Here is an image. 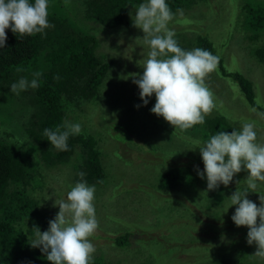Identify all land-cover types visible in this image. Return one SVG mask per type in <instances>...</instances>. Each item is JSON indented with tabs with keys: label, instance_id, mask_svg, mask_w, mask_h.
<instances>
[{
	"label": "rangeland",
	"instance_id": "374dc122",
	"mask_svg": "<svg viewBox=\"0 0 264 264\" xmlns=\"http://www.w3.org/2000/svg\"><path fill=\"white\" fill-rule=\"evenodd\" d=\"M253 1L257 3V0ZM250 2L252 0H195L188 8H179L182 15L178 9L171 10L175 15L168 26L174 30V38L179 42L181 33L186 32L190 50L198 48V34L206 36L226 66L249 78L256 100L264 102V61L260 62L252 54V48L264 45V34L253 42L245 37L249 32L242 24V7ZM139 4L131 7L127 14L128 24L105 29L93 20L86 21L98 38V53L111 58L109 84L103 87L106 98L98 101L99 105L94 106L96 109L85 107L82 100H75L69 105L74 109L68 108L64 120L80 124V133L87 131L98 139L97 145L106 158L103 160L101 156L105 177L95 186L94 206L99 226L89 238L96 248L92 258L104 255L106 260L119 264H134L133 261L139 258L138 261L149 259L147 264H153L151 253H156L161 264H184L181 263L183 260L186 264H212L222 258L241 264H264V259L254 255L257 246L247 243L249 229L237 227L231 219L237 206L229 208V198L237 188L242 192L247 188L248 173L242 170L228 186L221 184L218 194L215 190L208 191L206 176L201 179L196 170L197 167L204 170L196 134L201 132L207 140L209 133L201 131V127L175 130L169 123L156 121L161 117L150 111L156 102L155 95L147 106L140 99V89L133 83V74H143L138 61L146 57L149 48L144 44L142 29L132 26L130 13L134 15ZM235 28L239 29L235 31ZM123 65L129 69L126 73ZM205 83L212 91L217 107L212 111L226 112L236 130L242 123H253L256 142L264 144V114L248 103L236 84L219 75L217 67L206 77ZM137 105L141 107L137 108ZM87 106H92V102ZM177 151L188 152L191 156L192 161L189 159L188 164L195 168L193 174L197 181L191 185L186 179L178 187L161 190L158 187L161 174L175 162H186L180 156L175 158ZM79 164L72 154V158L64 163L35 166L37 174L27 193L39 196L36 198L39 210L49 221L59 212V207L54 206L55 200H66L67 193L76 184L74 179L78 176ZM258 185L264 186V182H258ZM260 194L264 195L250 192L248 199L259 206ZM33 226H38L41 232L49 228L48 225L43 230L36 223ZM216 228L222 233H215ZM32 230L33 227L31 235ZM126 233H130V243L122 246L109 243L115 236ZM27 235L29 240L34 238L28 232ZM147 245L155 251L143 250ZM138 247L143 251H138Z\"/></svg>",
	"mask_w": 264,
	"mask_h": 264
},
{
	"label": "trees",
	"instance_id": "16d2710c",
	"mask_svg": "<svg viewBox=\"0 0 264 264\" xmlns=\"http://www.w3.org/2000/svg\"><path fill=\"white\" fill-rule=\"evenodd\" d=\"M194 1L166 0V3L175 11L182 7L188 8ZM30 2L34 3V0ZM141 2L142 0H80L77 4L72 0H49L48 21L51 27L43 33L18 37L11 28L6 29V46L0 48V264H51L39 248L30 245L32 239L29 240L27 235L28 232L31 236L30 229L34 223L43 230L49 225L48 217L39 210L40 204L36 199L39 196L27 193L34 184L36 165L64 163L75 154V159L80 161L76 170L78 176L74 179L76 183L86 182L89 186H97L103 181L105 171L101 156L103 160L106 158L97 145L98 139L85 131L69 137L67 151H58L52 148L43 132L45 128L54 129L63 125L68 108L74 109L73 105H69L75 100H82L86 103L85 107L96 109L94 106L99 105L98 101L106 98L103 87L109 84L107 79L111 58L98 53V38L90 31L92 28L86 21L93 20L105 29L122 23L128 24L130 20L126 18L131 7ZM256 2L252 0V3L242 7V24L249 32L245 37L253 42L264 34V0ZM78 18L86 20L81 22ZM238 29L235 28V31ZM185 33H181L180 42H177L182 49L190 51V42ZM196 45L218 57L216 67L219 75L232 80L248 103L264 114V102L256 100L251 80L238 70L229 69L206 36L198 34ZM252 49L257 60L263 62L264 45ZM124 65L123 71L126 73L129 69ZM35 72L42 73L38 78L37 88H28L19 95L11 92L13 83L21 78L31 82ZM88 102H92V106H87ZM155 120L168 124L163 117ZM196 127L208 132V139L218 131L231 132L235 129L226 117V112L219 109L207 115L203 124L189 129L196 130ZM196 137L199 139V146L208 140L203 139L201 132ZM196 141L193 137V142ZM177 156L184 158L183 161L186 162H175V165L166 169L159 178V189H173L186 179L191 185L197 181L193 174L195 168L188 164L189 159L192 161L188 152L177 151L175 158ZM80 173H84V176L81 177ZM218 189L215 190L216 194ZM256 191L264 194V186L258 185ZM215 233H222V230L216 228ZM130 239V233H126L115 236L109 243L122 246L126 242L130 243ZM140 248L138 247V251L147 248L151 252L155 251L148 245L143 250ZM151 255L154 256L153 264H161L158 263L156 253ZM138 259L133 263L147 264L149 261ZM181 263L186 264V261ZM90 264L119 263L98 255L92 258ZM212 264L241 263L228 262L222 258Z\"/></svg>",
	"mask_w": 264,
	"mask_h": 264
},
{
	"label": "clouds",
	"instance_id": "9594fccd",
	"mask_svg": "<svg viewBox=\"0 0 264 264\" xmlns=\"http://www.w3.org/2000/svg\"><path fill=\"white\" fill-rule=\"evenodd\" d=\"M48 6L49 0H34V3L0 0V48L6 46V29L11 28L15 35L24 37L43 33L51 27ZM177 11L183 14L182 10ZM130 15L132 26L142 29L144 44L149 48L146 57L142 55L143 59L138 61L143 74H133L143 105L147 106L155 95L156 102L150 111L163 117L175 130L203 124L216 107L205 81L215 70L218 57L203 48L186 51L178 45L174 30L168 27L175 14L166 0H145L135 7V14ZM41 75V72L33 73L31 82L21 78L11 85V92L19 95L28 88H37ZM254 128L253 123L245 122L239 130L218 131L211 136L198 147L204 170L198 167L196 170L201 179L206 176L208 191L218 189L221 184L228 186L242 170L248 173L247 188L243 192L237 188L229 198V208L237 206L231 219L237 227L249 229L247 243L255 244L254 255L264 259V195H259V206L248 199L250 192L257 193L258 182H264V144L256 142ZM80 132V124L65 122L54 129L45 128L43 135L52 148L67 151L69 137ZM95 191V186L77 182L67 193L66 200H55L54 206L59 207V212L48 222V230L41 232L38 226H33L31 236L34 238L30 245L39 248L51 264H90L96 248L89 238L99 226Z\"/></svg>",
	"mask_w": 264,
	"mask_h": 264
}]
</instances>
